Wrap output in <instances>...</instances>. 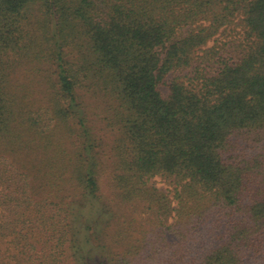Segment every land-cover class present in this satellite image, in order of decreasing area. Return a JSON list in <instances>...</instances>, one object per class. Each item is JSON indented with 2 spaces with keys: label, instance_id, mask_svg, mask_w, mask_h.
<instances>
[{
  "label": "trees",
  "instance_id": "1",
  "mask_svg": "<svg viewBox=\"0 0 264 264\" xmlns=\"http://www.w3.org/2000/svg\"><path fill=\"white\" fill-rule=\"evenodd\" d=\"M0 264H264V0H0Z\"/></svg>",
  "mask_w": 264,
  "mask_h": 264
},
{
  "label": "rangeland",
  "instance_id": "2",
  "mask_svg": "<svg viewBox=\"0 0 264 264\" xmlns=\"http://www.w3.org/2000/svg\"><path fill=\"white\" fill-rule=\"evenodd\" d=\"M173 75H169L166 80L167 83L161 85V91L163 92L164 95L169 94V82L173 79ZM154 184L163 192L169 194L170 196L173 195V192L170 191V186H168L161 178H156L153 180ZM171 239L174 238L173 235H170Z\"/></svg>",
  "mask_w": 264,
  "mask_h": 264
}]
</instances>
